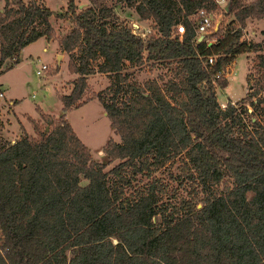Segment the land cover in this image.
<instances>
[{"label": "trees", "instance_id": "obj_1", "mask_svg": "<svg viewBox=\"0 0 264 264\" xmlns=\"http://www.w3.org/2000/svg\"><path fill=\"white\" fill-rule=\"evenodd\" d=\"M2 1L0 66L54 36L50 9ZM115 1L149 20L151 32L132 33L100 3L77 11L65 0L54 13L70 23L57 43L76 77L58 97L59 117L36 107L43 126L29 119L33 134L0 148V264H264V54L238 107L221 109L212 84L237 54L259 48L240 36L247 20H264V0H227L232 21L201 39L193 17L213 12V0ZM168 20L184 26L179 40L164 36ZM146 62L169 70L163 85L127 81L125 64ZM93 72L111 79L94 95L119 139L104 144L105 162L91 158L64 116ZM160 172L173 192L165 200Z\"/></svg>", "mask_w": 264, "mask_h": 264}, {"label": "rangeland", "instance_id": "obj_2", "mask_svg": "<svg viewBox=\"0 0 264 264\" xmlns=\"http://www.w3.org/2000/svg\"><path fill=\"white\" fill-rule=\"evenodd\" d=\"M33 1L53 12V15L49 17V22L54 30V36L50 40L42 37L36 39L20 50L19 61L16 64L12 59L9 64L3 62L0 66V94H2L0 96V148L15 141L23 132L33 134L29 119L38 121L43 126L36 107L45 114L55 118L59 117L63 110L58 97L68 94L72 87V79L76 77L68 70L67 63L71 57L70 54L61 50L57 43L58 38L70 28L69 21L61 20L54 14L64 9L65 0ZM225 1L227 4V0ZM249 1L251 0H243V3H249ZM74 2L77 5V11L99 3L108 7L118 18L119 16L115 12L120 11L119 14L122 18L119 19L137 33L145 32L151 26L150 22L141 23L138 21V17L131 8L115 0H74ZM2 5L3 1L0 0V7ZM214 12L215 15L212 16L214 24L217 23L218 26L225 27L232 21V15L226 14L222 9H216ZM136 23L139 25L135 26ZM166 28L167 34H170L172 24L169 23ZM242 37H244L243 42L258 44L259 48L255 52L240 53L234 57L231 62L232 74L226 82L219 83L220 88H216L219 105L230 102L238 107L240 101L253 91V84L260 77V72L256 67V56L264 54V46L261 44L264 39V20H247L242 30ZM206 38L211 40L210 37ZM75 54L76 52L73 55ZM11 62L14 65L5 69L6 64L10 65ZM97 62L96 60L91 64L95 65ZM41 64L47 65L48 69L44 76H36L35 70ZM123 73L127 74V81L139 85H143L150 79H155L160 85H163L169 77L167 68L152 65L151 62H146L138 67L125 64ZM85 81L86 87L78 102L79 106L66 110L64 116L78 139L89 149L91 158L96 162H105V155L102 154L104 144L108 139L114 141L119 139L105 116L100 102L94 95L107 89L111 79L105 74L93 72L85 76ZM125 83H127L126 80ZM261 93L263 94L264 91L261 90ZM9 102H13V104L10 105ZM246 107L248 108L247 104ZM111 165L112 163L108 167ZM174 166L175 164L172 166L173 171ZM166 173L160 172L158 177L167 184L170 179ZM144 181L143 179L139 184ZM172 193L169 190V184H167L159 200L167 199L173 195Z\"/></svg>", "mask_w": 264, "mask_h": 264}, {"label": "built area", "instance_id": "obj_3", "mask_svg": "<svg viewBox=\"0 0 264 264\" xmlns=\"http://www.w3.org/2000/svg\"><path fill=\"white\" fill-rule=\"evenodd\" d=\"M215 1V4L217 6V10L224 8V6L226 5V1L225 0H213ZM215 9V10H216ZM214 12V11H213ZM209 13L207 12L205 9H198L193 17V20H196V25L194 28V38H198L200 36H205L210 34L211 32H213L214 28L216 27L217 23L214 24V19H212V16H214L215 12L213 13ZM211 14V15H210ZM217 15V14H216ZM219 16V14H218ZM185 29L184 26L182 24H173L172 27V31L170 32V34L167 32L164 34V36H166L167 38L170 39H174V40H179L181 38V35L184 33ZM151 32L150 28H147L145 30V32H140L137 33V31L132 29V33L139 35L141 38H144L147 34H149ZM240 41H242V39H244V37H242V35L240 36ZM213 57H208L207 58V65L211 66L213 64ZM48 67L45 64H41L40 67L38 69L35 70V74L36 76H44L45 72L47 71ZM232 64H227L224 68H222L221 70L217 71L212 84L215 88H220L219 87V83L221 82H226L227 79L230 77V75L232 74ZM2 94H0L1 96ZM226 105V104H225ZM225 105L220 104V108L223 109L225 107ZM233 105V104H232Z\"/></svg>", "mask_w": 264, "mask_h": 264}, {"label": "crops", "instance_id": "obj_4", "mask_svg": "<svg viewBox=\"0 0 264 264\" xmlns=\"http://www.w3.org/2000/svg\"><path fill=\"white\" fill-rule=\"evenodd\" d=\"M82 4H83V3H82ZM226 5H227V4H226ZM226 5H225V6H226ZM225 6H224V7H225ZM113 10H116V8H113ZM119 12H120V11H119ZM119 12H118V13L115 12V13L119 16V18H122V16L119 14ZM133 12H134V11H133ZM134 14H135V12H134ZM135 15H136V14H135ZM136 16H137V15H136ZM137 17H138V16H137ZM138 21H140L141 23H143V22H145V23H146V22H150L149 20H141V19H139V18H138ZM259 21H262V20H259ZM169 23H171V24H172V27H173V23H172V21L168 20V21H167V25H168ZM133 25H134V24H133ZM138 25H139V24L136 23L135 26H138ZM217 26H218V25H217ZM215 29H216V27L214 28V30H215ZM214 30H213V31H214ZM198 38H199V37H198ZM199 39H200V38H199ZM43 51H44V49H43ZM19 54H20V53H19ZM8 104L12 105L13 102H11V103L9 102ZM43 113H44V112H43ZM25 133H27V132H25ZM28 134H29V133H28Z\"/></svg>", "mask_w": 264, "mask_h": 264}, {"label": "water", "instance_id": "obj_5", "mask_svg": "<svg viewBox=\"0 0 264 264\" xmlns=\"http://www.w3.org/2000/svg\"><path fill=\"white\" fill-rule=\"evenodd\" d=\"M202 36H200L199 38L201 39Z\"/></svg>", "mask_w": 264, "mask_h": 264}]
</instances>
